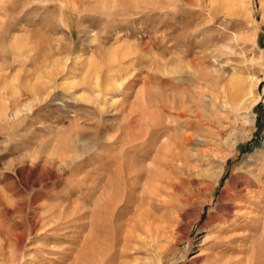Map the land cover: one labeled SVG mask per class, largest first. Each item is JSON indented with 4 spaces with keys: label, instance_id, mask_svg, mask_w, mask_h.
I'll use <instances>...</instances> for the list:
<instances>
[{
    "label": "rangeland",
    "instance_id": "obj_1",
    "mask_svg": "<svg viewBox=\"0 0 264 264\" xmlns=\"http://www.w3.org/2000/svg\"><path fill=\"white\" fill-rule=\"evenodd\" d=\"M245 2L228 16L221 0H0L6 258L20 244L17 264H264V12ZM171 81L192 138L135 208L145 177L131 195L124 174L151 162ZM247 89L252 106L231 107ZM247 175L250 198L232 192Z\"/></svg>",
    "mask_w": 264,
    "mask_h": 264
},
{
    "label": "bare ground",
    "instance_id": "obj_2",
    "mask_svg": "<svg viewBox=\"0 0 264 264\" xmlns=\"http://www.w3.org/2000/svg\"><path fill=\"white\" fill-rule=\"evenodd\" d=\"M224 2L223 6L221 7V9L224 11V13L228 16H235V15H246L248 12H247V8H246V4L247 2H245V0H221ZM260 6H261V10H263L264 12V0H260ZM173 15V13L171 14ZM263 25V24H262ZM172 37V36H171ZM177 40V39H176ZM175 41V39H174ZM184 43V42H183ZM137 44V43H136ZM135 45V44H134ZM141 45H143L141 43ZM180 45V44H178ZM184 45V44H183ZM127 46V45H126ZM138 46V45H136ZM182 46V45H180ZM186 46V45H185ZM146 50V49H145ZM186 50V49H185ZM134 51V50H133ZM188 52V51H187ZM112 53V52H111ZM110 53H108L109 55ZM186 54V53H185ZM188 54V53H187ZM112 54H110L111 56ZM156 60V59H155ZM158 61V60H157ZM160 62V61H159ZM171 62V61H170ZM157 63V62H156ZM173 63V62H172ZM155 64V62H154ZM191 73V72H190ZM175 76V75H174ZM181 76V75H179ZM187 77H189L187 75ZM172 78V77H171ZM255 80V79H254ZM177 82V81H176ZM254 82V81H253ZM252 83V82H251ZM255 83V82H254ZM239 83L237 82V80L234 82V85H238ZM169 88H170V97L172 98V103L170 105V108L168 110L169 112V117L168 119L165 121V122H160L156 129H155V138L153 139H150L147 140L145 139V141L143 142L144 143V146H146V149L144 151L143 154H141L140 156V162L141 161H144L146 160L147 158H149L151 160L150 163H145V164H142L141 163V166H138L137 168H133L132 170H130L126 175L124 174V176H126V178L124 179H127V183H125V191L127 193H130L131 195L134 194L135 190H136V186L138 185V180L141 178V177H145L144 178V181L142 183V192L141 195H140V199L137 201V203H135V208L137 207V204L138 203H141L144 201V196H148V199L155 196V194H157L158 192V182H160L164 175H163V171L161 169V167H164V166H167L168 164H171L174 160L177 159L178 157V152L176 151V148L178 146H182L184 145L185 143L189 142L191 140V136L190 134H182L180 135L179 132L177 131L179 128L183 127V123L184 121H182V117L187 115L186 114V111L185 109H177V107L175 106V95L173 94V88H174V83L173 81H171L169 83ZM232 86V85H230ZM182 88V87H181ZM181 88H178V89H181ZM230 88V87H229ZM243 89V88H242ZM178 92V91H177ZM180 92V90H179ZM181 92H182V89H181ZM179 94V93H178ZM181 95V94H180ZM188 95V94H187ZM198 95V94H197ZM190 97V95H188ZM203 96V95H201ZM231 101L229 102L230 103V106L233 107L234 109H239V108H245V109H248L250 106H252V104L256 101V97L254 95V93L251 91V89H247L246 91L244 92H240V90H236L234 92H232L231 94ZM169 97V96H167ZM179 97V96H177ZM185 97V96H184ZM187 97V98H189ZM204 97H208V96H204ZM182 98V97H181ZM203 98V97H202ZM179 99V98H178ZM205 99V98H204ZM167 100V98H166ZM190 100V99H189ZM193 100V99H192ZM207 101V100H206ZM210 101V99H209ZM223 101V100H222ZM182 102V101H181ZM208 102V101H207ZM213 102V101H212ZM170 103V102H169ZM183 105V104H182ZM187 105V104H186ZM227 105V104H226ZM200 106V105H199ZM229 106V105H228ZM227 106V107H228ZM162 108V107H161ZM183 108V107H182ZM163 110V109H162ZM200 111V110H199ZM198 111V112H199ZM192 112V111H191ZM196 112V111H195ZM202 112V111H201ZM165 113V112H164ZM166 114V113H165ZM194 114V113H193ZM202 115V113H201ZM167 117V115H166ZM187 118H191L190 116ZM194 118V117H193ZM200 118V117H199ZM184 119V118H183ZM189 119H187L188 121ZM186 121V122H187ZM191 122V121H189ZM190 124V123H188ZM182 125V126H181ZM199 125V124H198ZM202 125H200L201 127ZM186 129V128H185ZM195 132V131H194ZM196 134V132H195ZM193 136V135H192ZM194 137V136H193ZM198 137V136H197ZM196 138V137H195ZM130 139V138H129ZM131 140V139H130ZM142 141V140H141ZM132 142V141H131ZM126 144V142H124L123 146ZM264 147V146H263ZM125 152V151H124ZM180 152V151H179ZM124 155V153H123ZM124 159V158H123ZM128 160V159H127ZM249 160V159H248ZM255 160V158H254ZM109 162V161H108ZM127 163V161H125ZM124 160L122 161V163H125ZM130 163V160L128 161ZM129 163H127V165H129ZM107 165V164H106ZM140 165V164H139ZM136 166V165H135ZM104 167V166H103ZM123 167L124 164H123ZM131 166H129L130 168ZM263 167V166H262ZM109 170V168H107ZM120 169V168H119ZM131 169V168H130ZM106 170V171H108ZM124 170V169H123ZM122 170V171H123ZM223 170V169H222ZM103 171H105L103 169ZM166 171V170H164ZM248 171L250 172V168H248ZM114 172V171H113ZM222 172V171H221ZM227 172V171H226ZM125 173V172H124ZM111 174V173H110ZM221 174V173H220ZM108 175V174H107ZM223 175V174H222ZM106 176V175H105ZM107 177V176H106ZM122 177V176H121ZM217 177V176H216ZM219 177V175H218ZM105 178V177H104ZM263 178V177H262ZM260 178V179H262ZM168 180V179H167ZM218 181V180H216ZM257 181L255 178H252L250 175H247L246 178H244L243 181H234V185H233V189H232V192H238V193H242L244 192L245 195H247L249 197V186L251 185H257ZM120 182V181H119ZM162 183V182H160ZM170 183V182H169ZM217 183V182H216ZM117 184V183H115ZM120 184V183H119ZM122 184V183H121ZM163 184V183H162ZM161 184V185H162ZM103 186V185H102ZM107 186V185H105ZM122 186V185H121ZM150 186V187H149ZM114 187V186H113ZM104 188V186L102 187ZM123 188V187H122ZM120 188V189H122ZM252 188V187H251ZM262 188V187H261ZM211 190V189H210ZM231 190V189H230ZM110 191V189H109ZM107 191V194L108 192ZM120 191V190H119ZM157 192V193H156ZM210 192V191H209ZM117 193V191H116ZM253 193V192H252ZM251 193V194H252ZM262 193V192H261ZM137 194V193H136ZM134 194V195H136ZM128 195V194H127ZM107 199L108 201L111 203L113 201V199L111 198V195L110 193L107 195ZM257 197V196H256ZM128 198V197H127ZM136 198V197H135ZM250 198V197H249ZM131 199V198H130ZM129 199V201H130ZM207 200V199H206ZM232 200V199H231ZM128 201V202H129ZM124 202V201H123ZM149 201L147 200V203ZM251 202L253 203H258L257 200H254V199H251ZM127 203V201H126ZM119 204V203H118ZM237 204V203H236ZM227 205V204H226ZM132 206V205H131ZM134 206V205H133ZM138 208V207H137ZM235 208V207H234ZM246 208V207H245ZM202 210V207L200 208ZM262 209V208H261ZM260 209V210H261ZM136 210V209H135ZM142 210V209H141ZM245 210V209H244ZM259 210V211H260ZM264 211V210H262ZM259 213V212H258ZM263 213V212H262ZM141 214V213H140ZM143 214H144V211H143ZM245 214V212H244ZM142 215V214H141ZM145 215V214H144ZM200 213L198 214L197 218L199 217ZM223 215V214H222ZM233 215V214H232ZM259 215V214H258ZM147 216V215H146ZM137 217L138 214H137ZM225 217V216H224ZM257 217V216H256ZM137 219V218H136ZM246 219V218H245ZM135 220V219H134ZM209 220V219H208ZM133 221V220H132ZM141 221V220H140ZM255 221V219H254ZM111 222V221H110ZM126 223V222H125ZM208 223V222H207ZM213 223V222H212ZM264 223V222H263ZM252 226V224H251ZM264 226V225H263ZM149 228V227H148ZM164 228V226H163ZM165 229V228H164ZM160 230V229H159ZM122 231V230H121ZM129 231V230H128ZM164 231V230H163ZM23 233V232H22ZM169 233V232H167ZM24 235V234H23ZM159 235V234H158ZM166 236V235H165ZM23 239V237H22ZM117 239V238H116ZM168 239V238H167ZM223 239V238H222ZM24 240V239H23ZM19 242H20V239H19ZM226 242V241H225ZM123 243V242H122ZM220 243V242H219ZM19 244V243H18ZM218 244V243H217ZM5 245V244H4ZM187 245V243H186ZM18 246V245H17ZM17 246H15L17 248ZM19 246H21L19 244ZM18 246V248H19ZM217 246V245H216ZM5 247V246H4ZM3 247V248H4ZM13 247V246H11ZM10 249L9 252H11V256L9 257H5V251L4 249L0 248V256H4L5 257V263H8V264H17L19 258L17 257L20 251V249ZM22 248V246L20 247ZM187 249V247L185 248ZM25 250V248L23 249ZM22 250V251H23ZM95 250V249H94ZM93 250V251H94ZM8 251V250H7ZM6 251V252H7ZM44 251V250H43ZM61 251V250H59ZM164 251V250H163ZM41 252V251H39ZM62 253V251L60 252ZM83 253H86V251H83ZM22 254V253H21ZM40 254V253H39ZM20 256V255H19ZM24 256V255H23ZM97 257V256H96ZM104 257V256H103ZM194 258H197V254L193 256ZM26 258V257H25ZM45 261V260H44ZM85 261H88L89 264H95V260L93 257H89L85 259ZM101 261V260H100ZM99 261V262H100ZM212 261V260H211ZM23 262V261H22ZM79 262V260H78ZM77 261L74 263L76 264ZM97 264V263H96ZM99 264V263H98Z\"/></svg>",
    "mask_w": 264,
    "mask_h": 264
}]
</instances>
